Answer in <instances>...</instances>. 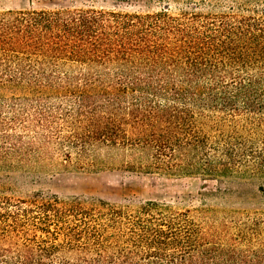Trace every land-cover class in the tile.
I'll return each mask as SVG.
<instances>
[{"label":"trees","instance_id":"obj_1","mask_svg":"<svg viewBox=\"0 0 264 264\" xmlns=\"http://www.w3.org/2000/svg\"><path fill=\"white\" fill-rule=\"evenodd\" d=\"M201 1L0 11V86L27 91L0 96V169L199 176L260 203L264 0ZM0 264H264V208L0 192Z\"/></svg>","mask_w":264,"mask_h":264},{"label":"rangeland","instance_id":"obj_2","mask_svg":"<svg viewBox=\"0 0 264 264\" xmlns=\"http://www.w3.org/2000/svg\"><path fill=\"white\" fill-rule=\"evenodd\" d=\"M186 0H0V11L25 9L105 8L129 12H153L165 5L170 12L188 7ZM199 2V0H191ZM239 0H202L200 9L227 10ZM27 91L0 86V96L24 94ZM199 176H176L123 168L78 169L55 161L44 168L0 169V192L13 197H27L35 192L52 194L60 199H102L113 204H138L144 201L165 203L177 210L200 205L221 209L264 208V196L253 199L245 187L232 186ZM250 188V186H247ZM220 188V190H219Z\"/></svg>","mask_w":264,"mask_h":264}]
</instances>
